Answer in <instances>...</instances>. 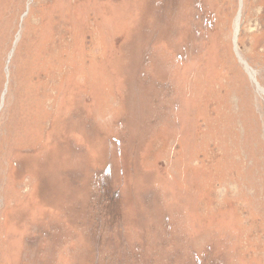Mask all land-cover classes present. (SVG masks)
I'll return each instance as SVG.
<instances>
[{"label":"rangeland","instance_id":"1","mask_svg":"<svg viewBox=\"0 0 264 264\" xmlns=\"http://www.w3.org/2000/svg\"><path fill=\"white\" fill-rule=\"evenodd\" d=\"M0 264H264V0H0Z\"/></svg>","mask_w":264,"mask_h":264}]
</instances>
